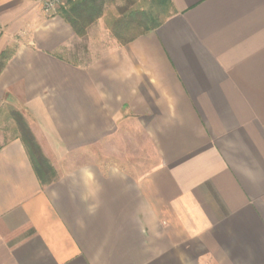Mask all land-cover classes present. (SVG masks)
Wrapping results in <instances>:
<instances>
[{
  "label": "crops",
  "instance_id": "crops-1",
  "mask_svg": "<svg viewBox=\"0 0 264 264\" xmlns=\"http://www.w3.org/2000/svg\"><path fill=\"white\" fill-rule=\"evenodd\" d=\"M76 38L0 0V106L53 169L41 183L19 138L0 144V264H264V0H171L87 63L63 54ZM122 131L152 166L81 160Z\"/></svg>",
  "mask_w": 264,
  "mask_h": 264
},
{
  "label": "trees",
  "instance_id": "trees-1",
  "mask_svg": "<svg viewBox=\"0 0 264 264\" xmlns=\"http://www.w3.org/2000/svg\"><path fill=\"white\" fill-rule=\"evenodd\" d=\"M116 2L121 4L116 6L118 16L113 20L111 32L121 45L155 30L171 14V0H149V4L146 0H66L58 14L69 23L75 34L84 35L85 29L103 15L105 6ZM140 2L144 3V8L138 5ZM7 53L3 60L8 57ZM2 65L0 62V69ZM11 116L16 123V138L23 143L37 178L45 183L53 172L50 163L37 145L22 114L12 109Z\"/></svg>",
  "mask_w": 264,
  "mask_h": 264
},
{
  "label": "rangeland",
  "instance_id": "rangeland-1",
  "mask_svg": "<svg viewBox=\"0 0 264 264\" xmlns=\"http://www.w3.org/2000/svg\"><path fill=\"white\" fill-rule=\"evenodd\" d=\"M146 3L149 4V0H146ZM118 4L121 2L108 3L104 8L103 15L85 29L84 35L76 34L77 38L69 50H64L63 54L66 53L82 63H87L92 61L102 50H106L114 44H120L111 32L113 20L118 16L116 9ZM138 5L141 8L145 7L143 2L138 3ZM62 6L52 15H55ZM42 11L46 15H51L48 10L42 9ZM11 111L12 108L10 107L0 106V144L17 136L16 123L11 116ZM139 141L140 136L137 133L122 131L116 138L102 141L84 149L85 155L81 160L84 163H91L99 159L102 164L104 163L102 161L110 155L121 153L131 159L130 164H133L138 170L149 168L154 164L153 158L148 156L149 147L140 145Z\"/></svg>",
  "mask_w": 264,
  "mask_h": 264
},
{
  "label": "built area",
  "instance_id": "built-area-1",
  "mask_svg": "<svg viewBox=\"0 0 264 264\" xmlns=\"http://www.w3.org/2000/svg\"><path fill=\"white\" fill-rule=\"evenodd\" d=\"M42 9L54 14L56 10L65 4L66 0H38Z\"/></svg>",
  "mask_w": 264,
  "mask_h": 264
}]
</instances>
